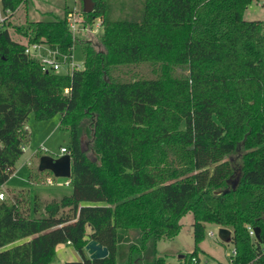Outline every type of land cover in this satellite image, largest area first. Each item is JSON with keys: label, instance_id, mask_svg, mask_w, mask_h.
<instances>
[{"label": "trees", "instance_id": "1", "mask_svg": "<svg viewBox=\"0 0 264 264\" xmlns=\"http://www.w3.org/2000/svg\"><path fill=\"white\" fill-rule=\"evenodd\" d=\"M20 1L0 0V8ZM90 1L81 14L84 22L99 18L101 34L81 41L82 66L68 71L43 70L0 21V186L22 153L30 111L36 119L59 113L70 155L68 193L41 202L7 188L0 264H165L156 243L177 233L186 212L189 254L211 222L231 229L235 263L260 264L248 262L264 247L263 21L243 18L249 0H134L117 14L112 0ZM66 11L21 30L61 63L80 40ZM138 62L155 75L112 74ZM238 149L232 180L228 155ZM247 226H258V236ZM88 239L107 254L89 258ZM61 242L79 259L53 261Z\"/></svg>", "mask_w": 264, "mask_h": 264}, {"label": "rangeland", "instance_id": "2", "mask_svg": "<svg viewBox=\"0 0 264 264\" xmlns=\"http://www.w3.org/2000/svg\"><path fill=\"white\" fill-rule=\"evenodd\" d=\"M115 4L113 14H117L118 5L123 3H134V0H112ZM83 9V1L81 0H22L14 10L1 11L0 16L3 17L6 28L12 39L26 43V38L22 34L28 21L34 19H49L54 16H62L66 11L67 20L73 19V14L80 16V20L73 21L71 31L80 38L75 40L72 49V59L69 63H61L58 71H68L71 67L82 66V46L81 41L89 39L98 41L101 34V25L97 24L96 18L91 22H84L81 11ZM242 16L245 19H258L263 21L264 26V0H249L243 9ZM99 19V18H98ZM152 65L148 62L128 63L117 65L112 74L121 79H132L135 77H149L155 75ZM59 113H55L45 119H36L30 111L25 119V127L27 128L22 142V153L16 159L13 169L5 182V187L9 189L22 188L27 192V196L31 199L33 194H36L40 201H45L50 198H58L62 194L68 193L70 188L67 184H63L65 177L54 176L49 170H40L36 174V182L29 179L28 173L37 165L38 156L40 154L57 155L60 153L59 147L68 144V132L59 123ZM87 136L81 135L82 146L86 143ZM242 140V139H241ZM242 149L231 151L228 155L230 163L231 179H236L240 173V158L239 155ZM236 167L235 170L233 168ZM234 171V172H233ZM52 180L51 184L46 182V179ZM68 179V178H67ZM3 193L2 199L9 200L11 192L0 187ZM192 216L190 212H186L179 218L180 227L177 233L169 238L159 239L156 243L158 253L163 257L165 264H174L177 262V254L182 253L188 255L193 249V238L191 228ZM219 225L211 222L204 223V231L202 238L196 243L195 253L199 256L207 255L211 260L225 261L226 254L231 248L229 236L221 238L218 235ZM210 229L212 235L208 236L206 231ZM129 233H132L129 230ZM20 240V239H19ZM16 240L14 242H18ZM13 242V243H14ZM53 261H56L55 257Z\"/></svg>", "mask_w": 264, "mask_h": 264}, {"label": "built area", "instance_id": "3", "mask_svg": "<svg viewBox=\"0 0 264 264\" xmlns=\"http://www.w3.org/2000/svg\"><path fill=\"white\" fill-rule=\"evenodd\" d=\"M0 8V12H1ZM5 12H8L6 9ZM3 19V17L0 16V21ZM99 20L98 18H96ZM80 20V16L75 15V12L73 14V19L71 22L68 21V23L71 25L70 27L73 28V21ZM97 24H99V21H97ZM23 51L28 54L29 56H32L34 58H37L41 64V68L43 70H51V71H58L59 67L61 65V62L58 61L55 58V50L47 48L44 44L39 42H28L24 44ZM66 91V89H64ZM60 153L65 152L66 149L64 146L59 147ZM46 182L48 184L52 183V180L50 178L46 179ZM3 193L0 191V199H2ZM248 234L252 237H254V230L253 227L247 226ZM206 234L208 236H211L213 233L210 229L206 231ZM236 254V248L233 244H231V248L228 251V253L225 255L226 260L225 261H216L211 260L207 255H197L196 253L193 254H183L180 257H177V262L174 264H239L234 262V257ZM264 264V247L260 246V248L256 251L253 258L248 263H258Z\"/></svg>", "mask_w": 264, "mask_h": 264}, {"label": "water", "instance_id": "4", "mask_svg": "<svg viewBox=\"0 0 264 264\" xmlns=\"http://www.w3.org/2000/svg\"><path fill=\"white\" fill-rule=\"evenodd\" d=\"M82 1L83 11H89L91 9V1ZM37 169H46L49 170L54 176L68 178L70 175V155L68 152H62L57 155L40 154L37 160ZM215 192H219V190H216ZM253 230L255 237H257L259 227L253 226ZM218 235L221 238L228 237L229 229L224 226H219ZM84 249L87 252L89 258H100L107 254V248L94 239H88L84 244ZM182 255L183 254L180 253L177 255V257H180Z\"/></svg>", "mask_w": 264, "mask_h": 264}, {"label": "crops", "instance_id": "5", "mask_svg": "<svg viewBox=\"0 0 264 264\" xmlns=\"http://www.w3.org/2000/svg\"><path fill=\"white\" fill-rule=\"evenodd\" d=\"M27 130V128H26ZM31 170L29 171V173L31 174V172H35L37 169V165L34 168H30ZM28 173V175H29ZM68 179L65 178V181L63 184H67L68 185ZM69 186V185H68ZM3 189H7V187H5V182H3L0 186ZM70 188V186H69ZM86 231H88V228L86 227ZM87 253V252H86ZM180 254V253H178ZM177 254V255H178ZM54 257L56 259L55 262H61L64 260H77L79 259V255L76 252V250L73 248V246L71 244H69L68 242H61V243H57L55 246V252H54Z\"/></svg>", "mask_w": 264, "mask_h": 264}]
</instances>
